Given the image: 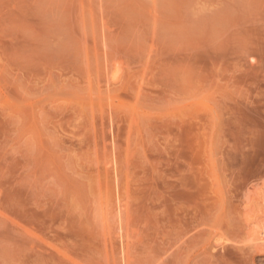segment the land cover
Listing matches in <instances>:
<instances>
[{"label":"rangeland","instance_id":"1","mask_svg":"<svg viewBox=\"0 0 264 264\" xmlns=\"http://www.w3.org/2000/svg\"><path fill=\"white\" fill-rule=\"evenodd\" d=\"M262 210L264 0H0V264H264Z\"/></svg>","mask_w":264,"mask_h":264},{"label":"bare ground","instance_id":"2","mask_svg":"<svg viewBox=\"0 0 264 264\" xmlns=\"http://www.w3.org/2000/svg\"><path fill=\"white\" fill-rule=\"evenodd\" d=\"M262 208V207H261ZM260 209V208H259ZM263 211V210H262ZM261 213V212H260ZM263 213H264V211H263ZM257 214V213H256ZM259 214V213H258ZM257 214V215H258ZM262 216H264V214L262 215ZM258 217V216H257ZM261 217V216H260ZM264 218V217H263ZM261 219H262V217H261ZM255 220V219H254ZM259 221H261V220H259ZM258 221V222H259ZM251 222V221H250ZM253 222V221H252ZM250 224V223H249ZM257 223H255L254 225H251V226H254L255 227V225H256ZM260 224V223H259ZM261 225V224H260ZM258 226L257 225V227H253L255 230H254V236H253V238H251V242H253V243H257L258 244V248H257V246H255V249L257 248V250L258 251H255V252H260V255H264V223L262 224V226ZM260 229H261V233H260ZM250 232V231H249ZM251 233H253V230H252V232ZM250 236V235H249ZM261 236V237H260ZM251 237V236H250ZM250 237H248V238H250ZM252 251V250H251ZM254 251V250H253ZM252 251V252H253ZM259 254V253H258Z\"/></svg>","mask_w":264,"mask_h":264}]
</instances>
